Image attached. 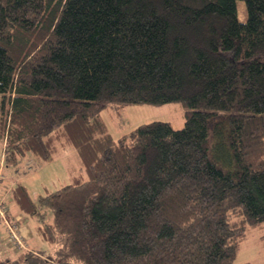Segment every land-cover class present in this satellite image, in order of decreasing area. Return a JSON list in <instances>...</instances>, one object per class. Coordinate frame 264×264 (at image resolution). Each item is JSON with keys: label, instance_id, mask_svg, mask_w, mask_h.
Instances as JSON below:
<instances>
[{"label": "trees", "instance_id": "16d2710c", "mask_svg": "<svg viewBox=\"0 0 264 264\" xmlns=\"http://www.w3.org/2000/svg\"><path fill=\"white\" fill-rule=\"evenodd\" d=\"M243 1L0 0V168L70 145L86 174L11 187L53 255L0 264L233 263L264 223V0ZM112 101H179L184 124L114 139Z\"/></svg>", "mask_w": 264, "mask_h": 264}, {"label": "rangeland", "instance_id": "374dc122", "mask_svg": "<svg viewBox=\"0 0 264 264\" xmlns=\"http://www.w3.org/2000/svg\"><path fill=\"white\" fill-rule=\"evenodd\" d=\"M236 7L238 19L244 21L246 19L244 1L236 0ZM184 109V105L179 101L164 104H121L112 101L100 110L99 115L107 131L116 139L137 125L153 120L168 121L173 127L180 128L184 124ZM2 138H0V147ZM0 170L2 175L0 204H3L0 211V226L4 228L0 229V245L3 248L0 247V259L13 257L17 253L18 242L13 240V234L18 236L20 246L25 244L27 249L28 244L30 248L43 250L46 255L52 257L53 246L42 238L37 230V225L40 223L39 215H28L18 210L10 189L18 183L24 184L31 198L36 201L39 195L70 183L74 175L81 173L85 177V171L81 167L76 151L70 145L60 146L53 158L48 161H42L28 152L14 164L5 163ZM7 206L19 214L12 216V211L7 209ZM38 210L46 211L44 221L50 220L49 210L42 207ZM20 229L27 238V244L24 242ZM242 263L264 264V223L247 230L246 237L241 241L232 264Z\"/></svg>", "mask_w": 264, "mask_h": 264}, {"label": "crops", "instance_id": "0c3cea01", "mask_svg": "<svg viewBox=\"0 0 264 264\" xmlns=\"http://www.w3.org/2000/svg\"><path fill=\"white\" fill-rule=\"evenodd\" d=\"M3 147V142H2V146L0 147V150H1V148ZM0 156H1V152H0ZM1 177H2V175H1ZM1 177H0V179H1ZM0 201H1V199H0ZM7 209H9L10 211H12L11 210V208H9L8 206H7ZM16 214H19L17 211L15 212H13L12 211V216L13 215H16ZM23 218V217H22ZM0 229H4L2 226H0ZM20 231H21V234L23 235V233H22V230L20 229ZM4 232H5V230H4ZM23 238H24V242L27 244V238L25 237V235H23ZM4 242V241H3ZM0 247L2 248V246L0 245ZM8 247V246H7ZM27 247L28 248H30L29 246H28V244H27ZM3 249V248H2ZM9 249H10V247H9ZM31 249H34V248H31ZM4 251V250H3Z\"/></svg>", "mask_w": 264, "mask_h": 264}, {"label": "built area", "instance_id": "2783aa9c", "mask_svg": "<svg viewBox=\"0 0 264 264\" xmlns=\"http://www.w3.org/2000/svg\"><path fill=\"white\" fill-rule=\"evenodd\" d=\"M0 176H1V175H0ZM2 206H3V204H0V211H1V207H2ZM13 237H14L13 240H14V241H17V242L19 243L18 236H16V235L13 234Z\"/></svg>", "mask_w": 264, "mask_h": 264}, {"label": "bare ground", "instance_id": "6f19581e", "mask_svg": "<svg viewBox=\"0 0 264 264\" xmlns=\"http://www.w3.org/2000/svg\"><path fill=\"white\" fill-rule=\"evenodd\" d=\"M3 156V155H2ZM21 248H26V246H25V244H23V245H19V243L16 245V250H18V249H21Z\"/></svg>", "mask_w": 264, "mask_h": 264}]
</instances>
